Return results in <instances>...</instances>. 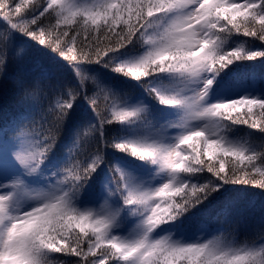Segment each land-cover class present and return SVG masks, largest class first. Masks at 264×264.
I'll return each instance as SVG.
<instances>
[{
    "label": "snow or ice",
    "instance_id": "obj_1",
    "mask_svg": "<svg viewBox=\"0 0 264 264\" xmlns=\"http://www.w3.org/2000/svg\"><path fill=\"white\" fill-rule=\"evenodd\" d=\"M81 31L85 39L78 44ZM233 36L264 45V0H0V85L7 84V69L14 63L7 50L22 38L42 55L60 57L74 73L72 79H55L37 69L15 85L36 116L31 125L22 115L10 128L0 126V177L10 180L0 182V264H264V244L240 248L222 235L206 241L161 235L178 231L184 213L225 185L264 189V179L257 178L264 177V150L224 134L225 122L264 134V98L240 95L210 102L226 68L264 58V48L228 46ZM130 45L139 46L137 54L112 64L110 54ZM90 64L137 82L161 75L198 82L191 95L144 85L161 106L182 112L178 122L161 124V130L181 129L171 144L160 142L159 135L144 137L139 128L131 137L141 138L107 139L104 126L114 121L143 127L150 122L142 119L144 108L117 104L116 92L87 76L84 66ZM89 79L96 85L91 96ZM101 96L111 102L105 105L111 107L110 117L102 114ZM81 100L93 120L80 126L84 136L77 129L53 179L43 177L49 180L46 188L32 194L25 182L43 176ZM89 133H99L103 148L87 151L82 140ZM107 148L126 154L130 149L132 157L155 166L159 185L117 165L109 167L111 176L90 185L107 164ZM205 171L211 175H198ZM102 197L99 211L83 206ZM112 197L118 201L109 206ZM25 198L34 203L22 208ZM129 217L136 218L135 227L122 234ZM57 253L77 259L61 260Z\"/></svg>",
    "mask_w": 264,
    "mask_h": 264
},
{
    "label": "trees",
    "instance_id": "obj_2",
    "mask_svg": "<svg viewBox=\"0 0 264 264\" xmlns=\"http://www.w3.org/2000/svg\"><path fill=\"white\" fill-rule=\"evenodd\" d=\"M77 2L87 4L95 3L96 0H77ZM51 22L55 23V19L53 18ZM71 27L74 28L75 25ZM92 35L95 36L96 34L92 33ZM84 39L85 34L81 31V35L77 38V43L79 44ZM22 40L25 41L27 38H22ZM22 40L16 41L7 50L8 57L14 63L7 69V84L0 85V126L8 128L11 127L14 120L21 119L22 115L27 117L25 123L29 125H31L33 118L36 116V113L29 109L28 102L22 101V93L15 86L19 80L29 79L37 69L48 73L49 78H74V73L60 57H56L55 54L50 52L47 55H42L35 49L30 48L28 43L22 45ZM92 42L94 43L95 41ZM237 44H244L245 47L251 44L252 47L264 48V45H261L259 41H252L250 38L243 36H233L228 41V46L234 47ZM37 47L40 46L37 45ZM138 48V45L135 47L130 45L127 49L110 54L113 57L111 63L117 64L128 60L137 54L136 49ZM84 67L87 76L94 77L98 83L116 92L118 96L117 104L134 100L139 96H143L146 100L142 119L150 123L146 127H143L139 123L137 125L122 126L119 122L114 121L111 125L104 126V134L107 139L110 140L114 136H120L124 139L141 138L131 137L134 134V130L141 129V134L145 137L147 132L161 128V124L179 121L181 115L179 109L161 106L153 96L148 94L144 87L145 84H148L150 87L158 90L167 89L175 91L180 86L179 78L161 75L149 77L147 81L137 82L130 77H124L111 71L110 67H105L102 64H90ZM2 79L3 73H0V80ZM218 81L219 84L213 85V88L218 91L222 88L231 91L258 88L263 93L264 58H258L254 61H236L220 74ZM86 90L90 96L96 91V85L91 79L87 81ZM110 104V101H106L102 96L100 97L102 114L109 117L111 116V107L106 109L105 105ZM87 120H93L91 109L85 101L81 100L76 112L65 123L64 130L61 132L56 147L49 154V160L43 166V176H51V173L58 166L57 162H62L66 156L68 145L72 144L75 139L78 128H80L81 135L84 136L83 129L80 126ZM224 134L228 138L231 136L237 137L242 143L250 145L257 151L264 150V134L250 129L246 125L232 126L225 122ZM82 145L86 147L88 152L93 151L97 147L103 148V144L99 139V133H89L88 136L83 138ZM184 147L186 148L187 146ZM104 155L107 164L101 165L100 169L97 170L98 175L89 181L90 185L111 176L113 173L108 171L111 165H117L122 168L123 163L129 167V170L140 173L147 179L152 178L156 173L155 166L132 157L130 149L126 154L114 148H107ZM228 159L230 160L231 158L229 157ZM198 175L209 177L211 174L205 171ZM257 178L264 179V177H259L258 174ZM31 181L36 183V187L40 186L43 188H46L49 182L47 181L44 186H41L38 183V181H41L40 177ZM26 182L25 186H27ZM192 182L200 181L193 178ZM111 187L113 186L109 185V188ZM111 200L114 205V201H118V197H112ZM92 204L88 203L83 206ZM130 218H133L132 220L134 221L136 219L135 217ZM180 220L184 222L180 229L170 232L175 239L188 238L201 228H206L207 230L217 229L219 230V236L222 235L226 242H230L236 247H259L261 244H264V189L253 188L251 185H225L218 192H213L202 204L184 213L180 217ZM161 227L167 229L168 225H161ZM54 255L61 260L77 259L76 257H65L59 253Z\"/></svg>",
    "mask_w": 264,
    "mask_h": 264
},
{
    "label": "rangeland",
    "instance_id": "obj_3",
    "mask_svg": "<svg viewBox=\"0 0 264 264\" xmlns=\"http://www.w3.org/2000/svg\"><path fill=\"white\" fill-rule=\"evenodd\" d=\"M76 2H77V0H76ZM23 44H26L24 42V40H22V45ZM199 87H200V84L198 82H195V83H183L180 80V86L177 89H175V91L183 90L182 91V95H191ZM240 95H255L257 97L264 98V92L262 93L260 90H258V88H254V89H240V90H233V91L227 90L225 88H222L221 90L217 91L216 96L213 99H211L210 102H216V99L217 98H222V99H225V100H227V99H233V98H239ZM127 103L129 105H133V106H140V107H142L144 109L146 107V105H145L146 104V100L144 99L143 96H139V97H137L134 100L127 101ZM119 104H123V102H121ZM179 111H181V110H179ZM181 114H182V112H181ZM166 124H168V123H166ZM180 131H181V129H176V128H166V129H163V130H161V128H159V129H156V130H152V131L147 132L145 134V137L159 135L160 142L170 145L171 142H172V138L175 137V136H177ZM229 139L240 141V139H238L235 136H231ZM122 168L125 171H130L133 174L142 176L145 179V182L146 183L148 181H151V185L153 187L158 186L159 183H160V181L158 180V177H157V174L156 173L153 175V177L155 179L152 180V178L147 179L142 174L136 173L135 171L129 170V167L126 166V165H124L123 163H122ZM47 173H49V172H47ZM161 175H163V174H161ZM43 177H45V176H43ZM43 177H40V180H41L40 182L38 181V183L41 186H44L47 181H49V180L52 179V177L49 176V175H46V177H49V180H45ZM0 182H10V180L9 181H4L3 178L0 177ZM26 184H27L26 188L32 194H35V192L38 189L43 188V187H40V186L36 187L35 186L36 183L32 182L31 180L30 181H27ZM30 186H34V187H30ZM100 190L104 191V196H107V191L104 190V186L102 184H101ZM20 203H21V207L23 208V207L30 206L32 203H34V201H30V200H28V199L25 198V199H22ZM104 203H105V199L102 197L99 200H97L96 202H94L92 205H88V206H84V207L91 208V209H93L95 211H99L101 209V205H104ZM108 205L109 206H114L113 203H112L111 198L108 200ZM121 215L124 216L125 214L121 213ZM132 219L133 218H130L129 217L128 218L129 223L126 222V224L124 226H122V234H127V231H130L133 227H135V224L133 223L135 221L132 220ZM164 234L172 235L169 232L161 233V235H164ZM217 234L218 233H217L216 230H213V231H209L208 232L205 229H199L193 235H191L190 237L185 238V239H187V240H205L206 241L208 239H211L213 237H216ZM177 239H180V238H177Z\"/></svg>",
    "mask_w": 264,
    "mask_h": 264
}]
</instances>
